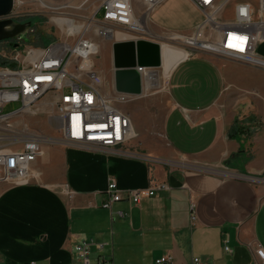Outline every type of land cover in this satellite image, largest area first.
Instances as JSON below:
<instances>
[{
	"label": "crops",
	"instance_id": "0c3cea01",
	"mask_svg": "<svg viewBox=\"0 0 264 264\" xmlns=\"http://www.w3.org/2000/svg\"><path fill=\"white\" fill-rule=\"evenodd\" d=\"M99 10L100 0H80L82 16ZM149 18V31L165 37L190 33L203 14L190 0H165ZM34 35L33 30L28 36ZM18 45L42 47L21 40ZM256 51L264 58V41ZM160 55L161 62L167 58V46L160 47ZM112 60L111 46L113 74ZM176 61L166 75L170 107L157 127L138 116L131 99L122 109L136 133L128 143L86 150L46 144L32 163L38 173L29 183L0 180V264H79L74 247L84 239L96 243L90 264L99 258L152 264L166 253L175 264H189L193 257L203 264L259 263L255 248L264 250V181L249 178L264 176V149L247 127L230 134L238 105L230 104L231 89H225L241 86L242 72L253 69L207 54ZM113 85L104 83L103 91L113 93ZM261 133L264 140V118ZM109 178L120 189L150 183L168 189L136 205L123 199L108 209L102 204ZM64 187L70 197L62 194ZM225 242L232 253H224Z\"/></svg>",
	"mask_w": 264,
	"mask_h": 264
},
{
	"label": "built area",
	"instance_id": "2783aa9c",
	"mask_svg": "<svg viewBox=\"0 0 264 264\" xmlns=\"http://www.w3.org/2000/svg\"><path fill=\"white\" fill-rule=\"evenodd\" d=\"M139 1L142 8L137 12L132 0H100V18H97L98 13L87 17L75 32L66 28L67 36L78 34L72 44L54 41L37 48L19 46V41L15 40L0 41V180L11 185L29 183L37 176L32 163L42 154V147L46 144L84 150L114 149L136 137L129 115L118 106L136 95L104 92V80L95 65L84 64L99 53V44L85 34L92 27L96 35L112 42L145 40L158 43V39L166 38L182 43L177 46L185 52L181 58L207 54L264 69V58L256 51L257 45L264 41V0H190L202 12L203 20L190 33L175 31L165 37L149 31L151 12L165 0ZM42 2L14 0L11 12L0 20H24L32 15L30 10L35 3L47 7ZM229 5L231 18L224 20L221 15ZM68 7L63 4L47 8L59 14ZM116 31L129 36L118 39ZM12 62L17 65L10 66ZM136 69L143 83L153 70L146 67ZM47 93H51L53 98L44 102L41 99ZM13 101L18 102L19 107L5 113L4 105ZM43 114L48 124L54 125L56 137H46L25 124L20 126L15 122L19 117ZM249 180L262 182L264 176ZM162 189H168V186L150 183L144 188L120 189L115 180L109 178L105 192L107 199L102 206L110 209L113 202L123 199L136 205ZM63 193L67 197L72 194L67 187ZM118 214L123 215L122 212ZM195 220V207L191 203L190 221L194 223ZM93 244L96 243L92 239H84L74 247L79 264H90ZM223 251L232 253L226 242ZM255 255L258 264H264V250L260 245L255 248ZM95 264L110 262L99 258ZM152 264L175 263L173 257L166 253L158 256ZM189 264L203 263L198 257H193Z\"/></svg>",
	"mask_w": 264,
	"mask_h": 264
},
{
	"label": "rangeland",
	"instance_id": "374dc122",
	"mask_svg": "<svg viewBox=\"0 0 264 264\" xmlns=\"http://www.w3.org/2000/svg\"><path fill=\"white\" fill-rule=\"evenodd\" d=\"M43 4L49 6L48 4H55L58 2H64V4L69 5L68 8L62 9L61 13H53L51 8L43 7L38 3H35L30 10L32 15L28 17L30 23L32 24L33 30L35 31V37L31 36L26 40H21L24 42H29L32 45L36 46H48L54 41L66 42L68 44H72L76 37L77 33L72 36H67L65 33L66 26L59 27L55 22L58 18L64 19H72V29L78 30L81 23L86 22L85 16H82L80 13V0H42ZM133 6H135V10L139 12L142 8L139 0H132ZM252 2H256V0H252ZM48 3V4H47ZM231 5V4H230ZM230 5L222 12L221 18L224 20H228L231 18L230 14ZM67 17V18H66ZM101 17V12H98L97 18ZM27 19V18H26ZM94 27L90 29L88 33H85L87 37L92 38L99 44V53L85 61L84 64L88 65H98L100 70V75L102 76L105 85L109 88L113 83V74H112V64H111V45L112 41L103 39L95 34ZM71 31V27L69 29ZM119 30V29H118ZM115 35L117 38H128V34L121 33L120 31H116ZM158 44L160 47H168V56L167 58L161 62V64L155 68H152L157 73L158 81L157 85L147 89L145 84L143 83V90L139 96L133 98L132 102L135 103V111L140 118L147 120L151 123V127L155 128L159 124V121L165 111L170 107V100L167 94V72L171 66V64L175 61L171 56L170 52L173 46H180V42L168 39H158ZM165 53V48H164ZM221 62L232 63L234 65L240 66H250L242 63H238L235 61L227 60L219 58ZM252 67V72H242L244 73L243 83L239 86L237 85H227L225 89L230 91L231 89V98L229 102L231 105H238V122L239 125L243 127H247L251 132L252 138L258 139L261 147L264 149V140L262 138V126H263V118H264V69ZM233 86V87H232ZM53 96L51 93H47L41 100L48 101L52 99ZM130 103H122L118 104L121 109L128 107ZM19 107L18 102H9L4 105V112H11L16 110ZM16 124L20 126L27 125L32 130H36L41 132L42 134L49 137H56L57 132L55 131L54 125L48 124V120L46 115H40L39 117L26 116L19 117L15 119ZM36 174L38 173L35 171ZM70 172L67 171L69 175ZM65 188V187H64ZM62 188V189H64ZM62 194L63 193V190ZM65 196V195H64Z\"/></svg>",
	"mask_w": 264,
	"mask_h": 264
},
{
	"label": "water",
	"instance_id": "95a60500",
	"mask_svg": "<svg viewBox=\"0 0 264 264\" xmlns=\"http://www.w3.org/2000/svg\"><path fill=\"white\" fill-rule=\"evenodd\" d=\"M13 1L0 0V17L11 12ZM31 27L30 21L0 20V41L14 39L24 41L28 38ZM111 46L115 91L139 96L143 90V82L136 67L159 66L161 64L160 45L145 40H124L115 41Z\"/></svg>",
	"mask_w": 264,
	"mask_h": 264
},
{
	"label": "bare ground",
	"instance_id": "6f19581e",
	"mask_svg": "<svg viewBox=\"0 0 264 264\" xmlns=\"http://www.w3.org/2000/svg\"><path fill=\"white\" fill-rule=\"evenodd\" d=\"M55 22L58 24L59 27H62V26L65 25L67 30H69L70 27H71V31L72 32L77 31V30H73L72 29V21H70V19L58 18V19L55 20ZM184 54H185V52H184L183 49L177 48L175 46H173V48H172V50L170 52V56L175 61L180 59L181 57H183ZM157 81H158L157 73L155 71H153V70H150V72L148 73L147 77L144 80L145 87L147 89L152 88V87L157 85Z\"/></svg>",
	"mask_w": 264,
	"mask_h": 264
},
{
	"label": "trees",
	"instance_id": "16d2710c",
	"mask_svg": "<svg viewBox=\"0 0 264 264\" xmlns=\"http://www.w3.org/2000/svg\"><path fill=\"white\" fill-rule=\"evenodd\" d=\"M28 19V18H27ZM246 128L243 126H240L237 122L234 123V126H232V130H231V135H233V133H243L244 131L246 132ZM249 132V131H248Z\"/></svg>",
	"mask_w": 264,
	"mask_h": 264
},
{
	"label": "flooded vegetation",
	"instance_id": "af4514ba",
	"mask_svg": "<svg viewBox=\"0 0 264 264\" xmlns=\"http://www.w3.org/2000/svg\"><path fill=\"white\" fill-rule=\"evenodd\" d=\"M25 21H30L29 19H24V20H20L19 22H25ZM31 33H33V27H31L30 32H29V36L31 35ZM15 41H20V39H14Z\"/></svg>",
	"mask_w": 264,
	"mask_h": 264
}]
</instances>
